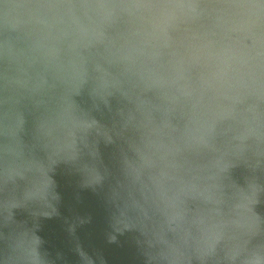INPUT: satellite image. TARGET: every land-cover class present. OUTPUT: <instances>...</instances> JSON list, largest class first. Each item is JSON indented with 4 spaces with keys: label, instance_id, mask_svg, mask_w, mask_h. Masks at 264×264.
Wrapping results in <instances>:
<instances>
[{
    "label": "water",
    "instance_id": "obj_1",
    "mask_svg": "<svg viewBox=\"0 0 264 264\" xmlns=\"http://www.w3.org/2000/svg\"><path fill=\"white\" fill-rule=\"evenodd\" d=\"M0 264H264V0H0Z\"/></svg>",
    "mask_w": 264,
    "mask_h": 264
}]
</instances>
